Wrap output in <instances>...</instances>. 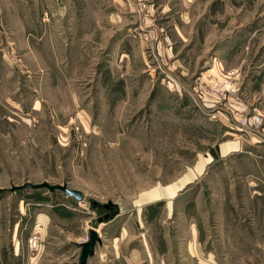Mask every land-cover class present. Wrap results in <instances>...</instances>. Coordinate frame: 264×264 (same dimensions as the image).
<instances>
[{
	"label": "rangeland",
	"instance_id": "obj_1",
	"mask_svg": "<svg viewBox=\"0 0 264 264\" xmlns=\"http://www.w3.org/2000/svg\"><path fill=\"white\" fill-rule=\"evenodd\" d=\"M92 230L88 264H264V0H0V257Z\"/></svg>",
	"mask_w": 264,
	"mask_h": 264
},
{
	"label": "water",
	"instance_id": "obj_2",
	"mask_svg": "<svg viewBox=\"0 0 264 264\" xmlns=\"http://www.w3.org/2000/svg\"><path fill=\"white\" fill-rule=\"evenodd\" d=\"M24 188H32V189H43V188H46L48 190H50V192L52 191H56V190H59L61 192H64L65 195L67 197H74L76 198L78 201H82L84 199V197L82 196V194L80 192H77L75 190H71L67 187H64V186H61V185H52L50 186L49 184H43V185H31V184H27L25 186H22L20 188H18L19 190L20 189H24ZM102 243V240H100V237H99V234L92 230L90 232V240L88 242H86L85 244H82V254H81V257H80V262L77 263V264H88V259L95 256V253H96V247L97 245H101Z\"/></svg>",
	"mask_w": 264,
	"mask_h": 264
},
{
	"label": "built area",
	"instance_id": "obj_3",
	"mask_svg": "<svg viewBox=\"0 0 264 264\" xmlns=\"http://www.w3.org/2000/svg\"><path fill=\"white\" fill-rule=\"evenodd\" d=\"M239 76L238 70H232L231 72H229V78L228 79H224L223 82H219L216 84V86L218 87L219 91L222 92H227L230 95H236L237 94V90L234 88V83L231 82L234 81L235 79H237V77ZM262 115L261 114H256L250 118H244L241 121V124L243 127H247L248 129L251 130H256V128H259L260 125L262 124ZM37 235H34L32 238H30L29 240V247L30 250L32 252L38 251L40 249L39 246V240L40 237Z\"/></svg>",
	"mask_w": 264,
	"mask_h": 264
},
{
	"label": "crops",
	"instance_id": "obj_4",
	"mask_svg": "<svg viewBox=\"0 0 264 264\" xmlns=\"http://www.w3.org/2000/svg\"><path fill=\"white\" fill-rule=\"evenodd\" d=\"M21 246L23 248V242H22ZM26 246H27V244H26ZM15 247H16V250L14 252V256L12 257L11 253L9 252L8 253L9 256L4 255V258L0 257V264H26L27 263L25 260L24 254L23 253L21 254L22 248L19 246V244H17V246H15ZM27 248L30 251L29 247H27Z\"/></svg>",
	"mask_w": 264,
	"mask_h": 264
},
{
	"label": "bare ground",
	"instance_id": "obj_5",
	"mask_svg": "<svg viewBox=\"0 0 264 264\" xmlns=\"http://www.w3.org/2000/svg\"><path fill=\"white\" fill-rule=\"evenodd\" d=\"M94 231H96L99 234V231L98 230H94Z\"/></svg>",
	"mask_w": 264,
	"mask_h": 264
}]
</instances>
